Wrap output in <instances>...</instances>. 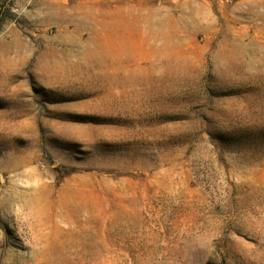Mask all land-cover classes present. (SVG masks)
I'll return each mask as SVG.
<instances>
[{"label": "rangeland", "instance_id": "rangeland-1", "mask_svg": "<svg viewBox=\"0 0 264 264\" xmlns=\"http://www.w3.org/2000/svg\"><path fill=\"white\" fill-rule=\"evenodd\" d=\"M0 264H264V0H0Z\"/></svg>", "mask_w": 264, "mask_h": 264}]
</instances>
